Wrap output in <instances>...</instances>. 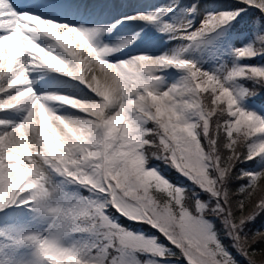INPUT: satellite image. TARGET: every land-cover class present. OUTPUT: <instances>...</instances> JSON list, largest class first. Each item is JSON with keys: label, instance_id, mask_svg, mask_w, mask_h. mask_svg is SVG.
Returning a JSON list of instances; mask_svg holds the SVG:
<instances>
[{"label": "snow or ice", "instance_id": "6c2138e0", "mask_svg": "<svg viewBox=\"0 0 264 264\" xmlns=\"http://www.w3.org/2000/svg\"><path fill=\"white\" fill-rule=\"evenodd\" d=\"M238 3L246 7L208 13L194 31H188L192 21L165 23L161 31L195 42L231 25L248 8L264 14V0ZM158 18V13L140 12L122 19L151 23ZM107 31L111 28L58 23L23 7L17 10L13 0H0V113L26 112L19 123L0 119V211L30 205L32 211L56 220L50 235L27 234L15 243L34 245L46 264H158L152 257L176 256L172 249L185 264H239L208 219L216 216L231 248L248 264H264V230L248 231L264 213V169L234 171L242 158L264 153L260 143L249 146L244 155L249 138L264 134V117L238 105V98L259 95L264 88V67L235 66L221 78L182 59L179 52L109 62L106 57L130 41L94 47L92 41ZM38 39L53 43L41 46ZM234 51L238 59L264 53V34L255 44ZM169 67L188 76L180 85L158 91L157 74ZM31 68L80 81L98 99L38 95ZM243 79L259 87L226 86ZM49 103L70 106L87 118L57 115ZM152 159L163 160L215 203L172 184L147 166ZM50 172L104 194V199L81 197L54 205L53 195L60 189L50 187ZM232 180L248 182L233 188ZM109 207L149 224L171 248L159 244V237L145 238L110 221ZM74 233H92L97 240L91 246H65L63 238Z\"/></svg>", "mask_w": 264, "mask_h": 264}, {"label": "bare ground", "instance_id": "6f19581e", "mask_svg": "<svg viewBox=\"0 0 264 264\" xmlns=\"http://www.w3.org/2000/svg\"><path fill=\"white\" fill-rule=\"evenodd\" d=\"M53 4L51 5L55 6ZM79 4L82 5H80L81 7L78 11L80 9L82 10V6L85 5H88V11L96 7L101 9L102 11L100 13H102L101 16L103 15V22L105 23L99 25L97 20L96 22H92L89 18H84L83 20L75 22L76 24L74 22L69 23V26L79 27L82 25L87 28H111V31L100 34L92 41L94 47H117L130 41L120 51L107 56L106 59L109 62L127 60L130 57L140 54H148L155 57L165 53L174 55L177 52L180 53L182 59L194 62L203 37L198 38L195 42H191L180 38L178 33L161 31L163 25L167 23L176 26L183 24L185 21H192V28L188 29L191 32L200 27L201 22L208 13L232 10L240 5L238 0H64L53 8H55L54 10L58 9V11L59 9L69 10L77 7ZM193 5H195V11H191ZM172 7L173 11H170L169 9ZM46 11L47 9L42 10L40 13L44 14ZM140 12L158 13L159 18L157 21L151 23L140 20L122 19L125 16H134ZM52 20L56 21L55 19ZM117 21H120V23H117ZM113 25L115 27H112ZM173 36L177 38H172ZM37 43L41 46H47L53 42L38 39ZM57 52L59 53L58 49ZM185 72L184 70H177L174 67H169L159 72L157 74L160 77L157 81V90L164 91L173 85H180L186 78L184 76ZM29 74L32 80V86L38 95L55 93L74 97L81 101L98 99L84 83L51 72L50 70L31 68ZM49 107L57 115L66 118H87L85 113L67 105L49 103ZM18 115L20 117H17ZM25 115L26 112L24 110L15 109L0 113V119L19 123Z\"/></svg>", "mask_w": 264, "mask_h": 264}, {"label": "rangeland", "instance_id": "374dc122", "mask_svg": "<svg viewBox=\"0 0 264 264\" xmlns=\"http://www.w3.org/2000/svg\"><path fill=\"white\" fill-rule=\"evenodd\" d=\"M35 1L38 0H13V4L17 6H23L28 8L33 14L40 15L45 19H55V22L58 23H65L69 24L71 22H78L79 20H83L84 18H89L92 22H98L99 25H103L105 22L102 13V10L96 8L90 9L88 11V5L82 6V10L78 11L81 7L79 4L77 7L73 9H56L55 7L58 3L64 0H45L48 5L43 6L42 10H46V12L40 13V9L38 8ZM55 6H52L51 4ZM102 3V2H101ZM100 3V4H101ZM53 4V5H54ZM104 6V5H102ZM246 7L245 5H239V7ZM103 9V8H102ZM169 9L170 11L172 10ZM252 10H257L253 8H248ZM247 9V10H248ZM50 10V11H49ZM68 10V11H67ZM54 11V12H53ZM58 11V12H57ZM61 11V12H60ZM70 11V12H69ZM259 11V10H257ZM58 15H57V13ZM61 13V14H60ZM54 18H53V17ZM58 18V19H57ZM97 18V19H96ZM103 18V20H102ZM70 19V20H69ZM58 20V21H57ZM101 21V22H100ZM228 27L224 26L216 31L210 32L203 36L201 45L198 48L196 53V57L194 62L198 68L203 71H206L210 74H215L218 77H223L225 72L235 66H243V65H250V66H259L264 67V61H261L262 54L257 55L251 59H238L235 53V49H241L245 46L253 44L254 36L252 33H248L247 31L243 32L242 34H229ZM184 76L187 77L188 73L185 72ZM226 86H231L234 89H239L243 86V80H237L233 82H229ZM244 87V86H243ZM238 105L242 106L245 110L254 111L259 114L261 117H264V103H258L254 99L248 98H238ZM21 115V114H20ZM18 115L17 117H20ZM22 116V115H21ZM197 118L195 116L191 117V120L195 122ZM147 127L151 128V123L147 124ZM260 143H264V134H257L253 136L248 143V147L251 145H259ZM257 157V164L252 169L244 170L246 172H258L264 169V153H260L256 155ZM148 167L156 169L160 175L166 177L159 169V167L154 162H148ZM178 175L183 179L190 181L185 176L181 175L178 172ZM167 178V177H166ZM48 179L50 180L51 184L50 187H56L60 189L58 193H55L52 198V203L55 204H63L67 199H77L81 197H88L95 200H103L104 194L97 195L93 192H89L85 187L79 185L78 183H70L67 178L56 174L55 172H50ZM168 179V178H167ZM169 180V179H168ZM171 181V180H169ZM178 181L182 180L179 178ZM192 182V181H191ZM172 183V181H171ZM183 183H186L184 181ZM193 183V182H192ZM173 184V183H172ZM175 185V184H174ZM177 186L188 189L189 191L192 190V186L186 184H178ZM208 196V200H202L209 203L211 197L210 194L206 191H201ZM196 193H198L196 191ZM115 209L114 207H112ZM116 210V209H115ZM116 212L118 215H121L117 210ZM108 214V209H107ZM110 221L120 225L117 220L118 218L108 214ZM124 217V216H123ZM125 218V217H124ZM129 221H133L132 219H128ZM209 219V218H208ZM210 220V219H209ZM56 223V220L52 216H41L38 213L31 210V206H18L12 205L8 208H5L3 211H0V264H46L45 261L40 259L37 255V251L34 245L31 244H17L15 243L20 237L27 235V234H39L41 236H48L53 231H55L54 227H50ZM147 224V223H146ZM149 225V224H148ZM124 229L129 230L133 234H143L145 238L157 237L160 234L155 228H153L156 232L154 234H148L144 230L132 231L128 226H122ZM128 228V229H127ZM97 237L95 234L92 233H74L66 235L62 243L65 246H77V247H84V246H91L94 242H96ZM159 244L165 245L168 248H171V245L168 242L163 243L161 239H159ZM227 244V243H226ZM172 251L176 252L175 249ZM229 251L236 257L239 261V264H248V262L244 259L243 256H240L236 253L234 249ZM179 254L176 252V255ZM146 256H141L140 259H145ZM158 261V264H185V261L182 257L178 260H173L172 258H165L161 259L160 257H152Z\"/></svg>", "mask_w": 264, "mask_h": 264}, {"label": "trees", "instance_id": "16d2710c", "mask_svg": "<svg viewBox=\"0 0 264 264\" xmlns=\"http://www.w3.org/2000/svg\"><path fill=\"white\" fill-rule=\"evenodd\" d=\"M243 31H247L248 33L253 34L254 41H255L253 44H255L257 37L261 34H264V16H263V14H261L257 10H252V9L248 10L246 13H243L237 21L232 22V24L229 25V27H228V33L229 34L230 33L231 34L240 33ZM261 58H262L261 61H264V53H262ZM243 86L245 88H251L254 86L259 87V85H254L252 79H243ZM250 98L254 99L258 103H264V88H260L259 95L251 96ZM251 138H249V140L247 141L246 147L243 149V153L245 156L248 155V143L250 142ZM150 161L154 162L159 167L160 171L169 180H171L173 184H175V185H178V184L186 185V184H188V185L192 186V190H190L191 192L197 191L200 199H202V200L207 199L208 200V196L205 193H202L201 190L194 183H192L191 181H187V180L183 179L182 177H180L178 175V172L173 167L166 164L163 160L152 159ZM256 164H257V157H254L253 159H248V160H244L242 158L241 162H239L237 164L236 169H234V171L238 173L240 169H243V170H247L248 168L252 169L256 166ZM179 178L182 180V182L178 181ZM184 181H186V183H183ZM247 182H248L247 180H232L231 186L233 188H236V187L241 186L242 184H247ZM214 203H215V201L210 199L209 204H214ZM108 211L114 216L118 215L117 212L112 207H109ZM117 218H118L117 222L120 225L128 226V228H130L132 231L144 230L148 234L149 233L154 234L153 232H156L150 225H148L146 223L129 221L126 218H124L123 216H118ZM208 218L216 226V230L220 233V237L223 240V242L225 244L227 243L226 245H228L229 249L231 251H233L234 249L231 248V241L228 239V237L226 235H224L225 229H224L223 223L220 221V218L216 217V216H209ZM258 229L264 230V213H261L248 227V231H250V232L258 230ZM157 237H159V239H161V241L163 243L167 242L162 236H160V234H158ZM175 251L178 252L177 250H175ZM177 256H179V254H177L176 256H173L171 258L173 260H178Z\"/></svg>", "mask_w": 264, "mask_h": 264}]
</instances>
